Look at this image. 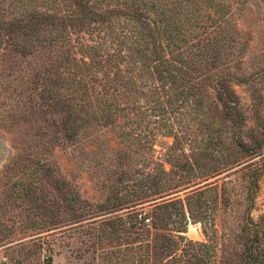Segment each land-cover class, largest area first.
Masks as SVG:
<instances>
[{
    "label": "rangeland",
    "instance_id": "obj_1",
    "mask_svg": "<svg viewBox=\"0 0 264 264\" xmlns=\"http://www.w3.org/2000/svg\"><path fill=\"white\" fill-rule=\"evenodd\" d=\"M216 1L225 5L228 20L223 43L208 48L215 64H223L214 74L234 81L255 76L264 70V5L260 0ZM1 8L0 41L8 19ZM85 38L72 35L71 40L76 45ZM70 54L80 56L73 48ZM53 59L46 49L23 56L0 42V264H145L141 231L147 220L142 223L140 217L147 216L152 203L200 190L207 191L202 205L192 210L205 218H188L181 236L209 245L212 264H242L245 238L256 230L264 235V148L243 153L235 146L234 130L223 120V104L212 90L216 79L205 81L206 92L184 102L187 94L182 93L170 103L171 90H160L159 105L155 97L139 99L140 109L130 111L128 122L94 118L78 106L71 119L76 131L69 133L62 123L65 112L48 108L38 94ZM207 64L204 72H211ZM68 71L52 77L58 81L51 86L73 104L71 79L79 74L67 78ZM93 79L88 82L92 102L105 84L101 72ZM256 81L254 102L248 85L227 81L224 87L238 96L246 122L240 140L247 146L251 134L264 137V72ZM148 89L145 84L140 90ZM167 127L176 137L166 135ZM131 128L134 135L120 136ZM171 169L170 178L162 173ZM180 176L188 178V185L176 192ZM161 188L163 193L154 195ZM172 220L165 233L176 237L175 211Z\"/></svg>",
    "mask_w": 264,
    "mask_h": 264
},
{
    "label": "trees",
    "instance_id": "obj_2",
    "mask_svg": "<svg viewBox=\"0 0 264 264\" xmlns=\"http://www.w3.org/2000/svg\"><path fill=\"white\" fill-rule=\"evenodd\" d=\"M260 2L264 5V0ZM0 4L2 10L8 11V19L1 26L7 35L0 42L23 56L37 49H46L53 55L54 59L45 69L46 76L39 80L42 87L38 94L48 108L65 112L62 123L69 133L76 131L77 126L71 119L78 113V106L94 118L116 122L117 117H122L128 122L131 112L140 109L139 99L155 97L159 105L160 90L166 93L171 90L170 103L176 104L182 93L187 94L184 102L201 91L206 92V83L216 79L212 82V90L219 94L223 104V120L230 122L234 130L235 146L243 153L264 148V137L258 140L253 134L250 135L252 144L247 146L241 142L240 132L246 122L239 110V99L233 90L224 88L227 81L234 80L222 76L219 71L214 74L223 64H215L217 60L211 58L208 48L211 50L218 42L223 43L222 29L228 20L225 5L216 0H0ZM80 34L88 38L74 45L72 35ZM71 48L79 53V58L70 56ZM206 63L211 65V72H204ZM61 70H69L67 78L75 76L73 72L79 74L75 80L71 79L76 85L73 91L77 101L73 104L63 101L54 85L51 86L58 81L52 77L62 78ZM95 72L103 74L105 84L99 92H94L96 96L92 102L90 90L94 89L88 82H93ZM259 72L232 82L252 88L253 102ZM145 84L149 88L147 92L140 90ZM93 103L96 106L88 112L87 107ZM167 128L166 135L176 137L173 128ZM119 132L122 138L135 134L134 128L128 133ZM162 173L170 178L173 170H162ZM174 185L178 192L188 185V178L180 176ZM205 192L200 190L187 194L184 199L152 203L147 216L140 217L142 223L147 220L141 231V239L145 241V264H212L207 253H210L209 245L193 243L181 236L188 218H205L201 214L196 216L192 210L193 205H202ZM156 193L154 195L162 194V188ZM173 211L177 216L173 230L176 237L165 233L173 221ZM262 233L256 230L252 237L245 238L239 253L242 264H264ZM133 235H140L138 229ZM203 249L204 253H199Z\"/></svg>",
    "mask_w": 264,
    "mask_h": 264
},
{
    "label": "built area",
    "instance_id": "obj_3",
    "mask_svg": "<svg viewBox=\"0 0 264 264\" xmlns=\"http://www.w3.org/2000/svg\"><path fill=\"white\" fill-rule=\"evenodd\" d=\"M3 264H8V263L6 262V260H3Z\"/></svg>",
    "mask_w": 264,
    "mask_h": 264
}]
</instances>
